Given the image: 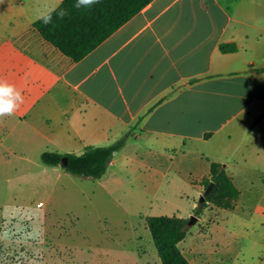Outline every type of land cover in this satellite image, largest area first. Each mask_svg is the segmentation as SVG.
<instances>
[{"label":"crops","instance_id":"obj_1","mask_svg":"<svg viewBox=\"0 0 264 264\" xmlns=\"http://www.w3.org/2000/svg\"><path fill=\"white\" fill-rule=\"evenodd\" d=\"M62 1L0 0V74L51 152L81 155L128 133L105 173L113 187L122 168L144 191L174 170L202 196L210 164L228 174L237 157L264 185V0H152L77 62L33 28Z\"/></svg>","mask_w":264,"mask_h":264},{"label":"rangeland","instance_id":"obj_2","mask_svg":"<svg viewBox=\"0 0 264 264\" xmlns=\"http://www.w3.org/2000/svg\"><path fill=\"white\" fill-rule=\"evenodd\" d=\"M0 82L8 84L1 74ZM17 111L0 117V264H161L148 216L188 220L179 249L189 247L203 264L264 259V185L237 166L239 157L228 168L240 191L235 208L209 205L198 214L201 196L184 172L144 191L127 168L113 187L111 174L85 178L44 164L41 154L53 146ZM180 157L174 162L187 170Z\"/></svg>","mask_w":264,"mask_h":264},{"label":"trees","instance_id":"obj_3","mask_svg":"<svg viewBox=\"0 0 264 264\" xmlns=\"http://www.w3.org/2000/svg\"><path fill=\"white\" fill-rule=\"evenodd\" d=\"M151 1L98 0L76 7L78 0H63L56 9L35 21L33 28L56 50L77 62ZM45 17H51V22L46 24ZM219 48L222 53L237 50L235 44H221ZM259 71L263 72L264 68ZM129 136L127 133L109 146L88 147L81 155L46 151L41 154V160L46 165H60L76 176L101 179ZM63 158L67 159L66 166L61 165ZM200 185L204 200L196 208L198 214L209 205L225 210L235 208L240 191L220 164H210L209 174L202 178ZM145 220L161 264H190L179 249V243L186 237L188 220L176 216H148Z\"/></svg>","mask_w":264,"mask_h":264},{"label":"clouds","instance_id":"obj_4","mask_svg":"<svg viewBox=\"0 0 264 264\" xmlns=\"http://www.w3.org/2000/svg\"><path fill=\"white\" fill-rule=\"evenodd\" d=\"M98 0H78L76 7L88 6ZM63 13H61V16ZM44 22L50 23L51 17H45ZM23 102L22 96L12 85L0 82V117L12 115L18 108L19 104Z\"/></svg>","mask_w":264,"mask_h":264},{"label":"water","instance_id":"obj_5","mask_svg":"<svg viewBox=\"0 0 264 264\" xmlns=\"http://www.w3.org/2000/svg\"><path fill=\"white\" fill-rule=\"evenodd\" d=\"M61 165H63V166H66L67 165V159L66 158H63L62 160H61ZM213 184L211 183L210 184V187L207 189V190H210V188H211V186H212ZM204 200V196L202 195L201 196V199H200V202H202Z\"/></svg>","mask_w":264,"mask_h":264}]
</instances>
